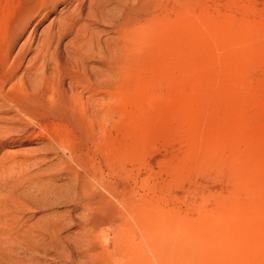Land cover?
Listing matches in <instances>:
<instances>
[{"label":"rangeland","instance_id":"1","mask_svg":"<svg viewBox=\"0 0 264 264\" xmlns=\"http://www.w3.org/2000/svg\"><path fill=\"white\" fill-rule=\"evenodd\" d=\"M169 3L183 12L182 53L150 60L137 76L139 91L119 108L113 96L105 95L107 108L115 105L117 113L106 116L104 131L95 129L102 133L95 134L99 140L90 135L86 140L99 148H91L96 153L92 165L111 159L110 171L99 163L109 188L133 204L138 219L151 217L162 236L167 232L174 242H184L185 264H264V0ZM16 6L17 0H0V31ZM70 10L59 5L39 26L38 17L27 28L11 54L14 58L34 31L18 76L42 32ZM89 68L99 70L95 62ZM25 141L0 149V183L6 186L0 191V264H66L81 235L72 220L82 213L62 203L74 187L61 170L63 160L70 163L69 155H49L41 140ZM41 190L45 199L57 196L53 207L17 209L15 198H41ZM116 206L124 214L118 231L129 230L123 240L128 247L121 248L142 243L152 264H165L164 253L163 261L161 253L153 257L141 228L136 230L125 208ZM47 222L61 225L54 244L62 256L39 247L43 237L33 235L34 226ZM105 226L98 229L110 235L114 227ZM12 229L17 235L11 236Z\"/></svg>","mask_w":264,"mask_h":264},{"label":"bare ground","instance_id":"2","mask_svg":"<svg viewBox=\"0 0 264 264\" xmlns=\"http://www.w3.org/2000/svg\"><path fill=\"white\" fill-rule=\"evenodd\" d=\"M59 5L69 6L71 10L64 16L59 14L57 21L42 32L33 56L18 76L31 49L34 31L12 58L17 41L35 19L40 18L36 23L39 26ZM171 8L169 0H17L16 8L9 10L8 26L0 31V149L33 138L41 140L49 155L58 156L63 152L69 155L70 163L63 160L61 170L74 187L69 189L67 196H70L62 203L81 209L82 213L78 220H72L81 235L74 242L75 256L70 254L66 264H152V258L144 255L147 252L141 251L142 243L140 248L135 243L129 249L121 248L129 230L122 227L124 231H118L124 214L116 204L125 208L136 228H141L153 257L161 253L160 258L164 253L165 264H185L187 245L180 240L174 242L167 232L162 236L151 217L138 219L133 204L123 195L117 196L103 178L102 168L105 166L110 171L111 159L104 157L103 167L99 162L102 159L97 160L98 166L92 165L91 156L96 159V153L91 148L95 144L91 141L94 145H87L89 135L90 138L97 133L101 136L95 129L101 128L106 116L110 112L117 113L115 105L112 111L111 107L107 108L105 95L113 96L112 103L116 102L119 108V104L124 105L136 93L137 76L150 60L182 53L183 12ZM93 62L98 64V72L89 68V63ZM96 96L102 98L95 99ZM98 136L95 139L99 140ZM66 140L76 141V146L70 141L74 147L67 145ZM3 171L4 166H0V173ZM5 187L0 183V191ZM11 191L10 196H15L14 189ZM39 193L42 197H36L38 199L23 195L19 200L15 198L17 209L25 213L45 205L53 207L54 202L49 205L56 200L57 193L51 199L43 198L46 193L43 190ZM124 219L128 221L126 216ZM45 224L33 227L37 230L33 235L43 237V246L39 247L53 249L62 256V251L54 244L61 225ZM105 225L114 227L113 232L108 229L110 235L98 229ZM97 229L101 233H97ZM12 231L11 236L17 235L18 231Z\"/></svg>","mask_w":264,"mask_h":264}]
</instances>
